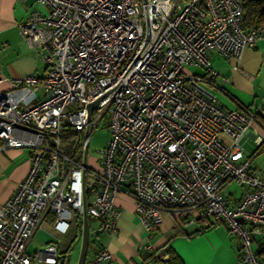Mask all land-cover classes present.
I'll list each match as a JSON object with an SVG mask.
<instances>
[{
	"label": "built area",
	"instance_id": "2783aa9c",
	"mask_svg": "<svg viewBox=\"0 0 264 264\" xmlns=\"http://www.w3.org/2000/svg\"><path fill=\"white\" fill-rule=\"evenodd\" d=\"M33 1L39 7L18 28L45 73L0 91V149L30 150L26 175L0 203V264H57L60 236L84 208L115 233L120 193L146 230L165 214L182 225L224 224L240 239L241 260L264 264V240L252 249L264 238V171L251 168L264 122L235 99L218 105L203 86L221 87L211 53L239 57L264 39V24L244 27L243 0ZM104 117L110 138L91 167L89 137ZM232 181L243 188L238 198L222 195ZM48 220L53 241L29 253ZM110 257L98 247L84 264Z\"/></svg>",
	"mask_w": 264,
	"mask_h": 264
},
{
	"label": "crops",
	"instance_id": "0c3cea01",
	"mask_svg": "<svg viewBox=\"0 0 264 264\" xmlns=\"http://www.w3.org/2000/svg\"><path fill=\"white\" fill-rule=\"evenodd\" d=\"M38 7L33 0H0V91L10 89L14 78L28 74L41 78L45 73V64L37 51L23 41L18 28V24ZM210 59L220 75L228 78L223 82L219 76L216 81L221 87L203 85L216 103L229 108L235 99L254 110L264 122V39L243 48L239 57L211 53ZM189 71L203 73L198 67H191ZM29 157L28 148L0 149V203L13 193L26 175ZM115 205L120 211L115 233L105 230L97 233L101 227L95 219L93 229L98 243L89 244L86 258L98 247H105L111 257L103 264H245L239 255V237L224 224L208 228L197 222L182 225L170 214H165L157 227L146 230L134 211L132 197L120 193L115 197ZM48 221L43 224L48 236L45 245L54 239ZM79 235L75 220L67 233L60 236V242L72 241L77 236L76 242L80 244ZM63 250L58 249L59 252Z\"/></svg>",
	"mask_w": 264,
	"mask_h": 264
},
{
	"label": "rangeland",
	"instance_id": "374dc122",
	"mask_svg": "<svg viewBox=\"0 0 264 264\" xmlns=\"http://www.w3.org/2000/svg\"><path fill=\"white\" fill-rule=\"evenodd\" d=\"M110 129L107 125V117H104L99 125L93 130L92 134L89 137V146H88V163L89 166H95L97 164V160L101 158L100 150L103 149V147L106 145L108 139L110 138ZM242 144L245 149V154L250 155L256 148V145L253 143V140L251 139V136L246 135L243 140ZM251 168L262 172L264 171V150L260 151L257 155L254 156L251 163ZM243 188L241 185L236 183L235 181L230 182L226 187L222 190V195L224 197L231 198V195L234 198H238L240 194L242 193ZM76 221L77 218L75 219ZM75 220L73 222H75ZM72 222V223H73ZM88 222L90 226V234H89V244L90 246L96 245L98 243L97 234L94 233V225L96 223V220L92 216H88ZM48 236L46 233V230L42 227L40 228L37 233L34 235L30 245H29V253L33 254L40 248H42L45 244V241L47 240ZM78 237H74L72 241H69V239H66L64 241H61L58 244V249L66 251L69 253V258L67 261V264H76L78 260L79 250H80V244L77 243ZM264 240V238L260 237L257 238L252 243V249L255 250L260 242ZM66 245V247H64ZM71 246V247H70ZM71 248V250H68Z\"/></svg>",
	"mask_w": 264,
	"mask_h": 264
},
{
	"label": "trees",
	"instance_id": "16d2710c",
	"mask_svg": "<svg viewBox=\"0 0 264 264\" xmlns=\"http://www.w3.org/2000/svg\"><path fill=\"white\" fill-rule=\"evenodd\" d=\"M242 21L246 29H250L254 26L264 24V0H243ZM76 218L78 220V225L80 230L82 222L80 217H76ZM68 250H71V248H69ZM68 258H69L68 252L66 251L59 252L57 264H67Z\"/></svg>",
	"mask_w": 264,
	"mask_h": 264
},
{
	"label": "water",
	"instance_id": "95a60500",
	"mask_svg": "<svg viewBox=\"0 0 264 264\" xmlns=\"http://www.w3.org/2000/svg\"><path fill=\"white\" fill-rule=\"evenodd\" d=\"M97 101L92 102L90 104H88V112L90 114L92 107L96 104ZM86 161V152L83 158V164H85ZM239 221H241V219H239ZM81 228H80V235H79V239H80V250H79V255H78V260L76 264H84L86 256H87V250H88V246H89V234H90V230H89V224H88V215L86 213V210L84 208L82 216H81ZM101 229H99L97 231V233L99 231H101Z\"/></svg>",
	"mask_w": 264,
	"mask_h": 264
}]
</instances>
